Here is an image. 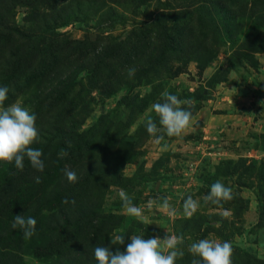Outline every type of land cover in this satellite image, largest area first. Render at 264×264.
Returning a JSON list of instances; mask_svg holds the SVG:
<instances>
[{"label":"rangeland","instance_id":"374dc122","mask_svg":"<svg viewBox=\"0 0 264 264\" xmlns=\"http://www.w3.org/2000/svg\"><path fill=\"white\" fill-rule=\"evenodd\" d=\"M100 1L105 6L103 15L74 17L58 28L63 37L94 38L104 33L124 37L141 17L139 8L124 1ZM177 1L184 6L191 38L197 37L200 26L205 28L203 38L209 40L213 50L207 62L201 58L207 44L185 58L169 52L167 61L155 60L149 79L139 80L140 69L153 60L147 52L141 56V64L133 68V76L126 71L120 77H113L112 82L103 81L91 89L87 108L82 101L73 111L67 100L51 103L44 99L45 95L53 94L51 91L38 97L31 88L16 91L4 86L12 73L15 56L13 52L2 55L0 42V86L9 89L4 107L20 104L37 117L39 136L30 147L43 153L44 170L35 169L34 176L42 174L48 188L46 196L52 199L74 184L67 179L65 168L74 171L78 181H84V202L89 212L88 207L84 212L78 210L84 217L90 215L84 226L96 225L97 219L101 222L97 227L103 233L95 240L97 246L109 247L114 253L117 249L123 252L133 235L148 239L157 235L163 238L168 233L183 237V243L177 247L184 256L178 257L176 264H192L193 259L202 264V258L189 251L190 245L201 239L231 242L232 256L243 255L244 264H264V220L262 226L258 225L260 206L264 203L261 197L264 192V25L254 15L263 11L242 15L234 12L242 19V30L237 38L224 34L216 43L212 40L213 31L216 33L223 26L227 3ZM17 10V22L24 24L27 8ZM251 27L262 29L257 50L244 42ZM181 38L180 35L177 41L181 42ZM13 44L10 41V46ZM83 72L85 75L86 71ZM133 83L136 86L131 89ZM165 91L191 101L182 107L190 110L193 118L190 127L179 137H168L162 130L157 135H163V140L158 143L148 133L146 121L151 117L162 129L151 105L162 103ZM137 95L149 100L142 111L131 116L133 102L125 103L124 99ZM62 148L68 155L60 158ZM13 162H0V179ZM217 181L232 189L237 197L233 202H222V206L205 203L204 198ZM121 190L142 210L141 217L127 214L119 196ZM189 195L200 204L191 218L183 213V202ZM165 197L175 209L174 215L155 205L149 208V201L158 205ZM201 217L205 219L199 227L190 225ZM117 234L125 236L123 245L111 243ZM39 240L42 239L36 235L30 238L20 262L60 264L56 262L57 255L44 260L34 255V248L41 244L34 243Z\"/></svg>","mask_w":264,"mask_h":264},{"label":"trees","instance_id":"16d2710c","mask_svg":"<svg viewBox=\"0 0 264 264\" xmlns=\"http://www.w3.org/2000/svg\"><path fill=\"white\" fill-rule=\"evenodd\" d=\"M115 1L136 6L141 12L140 19L134 22L126 36L104 33L94 38L86 35L81 39H72L63 37L58 28L74 17L84 18L86 14V18H93L99 13L103 15L106 11L102 1L0 0L2 55L13 52L15 56V63L11 66L12 73L4 86L8 85L16 91L31 88L38 97L51 91L53 94L45 95L44 99L47 98L51 103L67 100L74 111L82 101L87 108L86 99L90 96L91 89L103 81L112 82L113 77H120L135 68L137 63L141 64V56L147 52L153 60H149L148 65H143L140 69L139 80L149 79L155 60L167 61V53L185 58L191 52L201 51L205 44L208 45L209 40L203 38L206 31L202 26L198 29L197 37L191 38L187 30L189 20L183 14L184 6L177 0H131L130 3L127 0ZM217 1L214 0L216 3ZM225 2L228 12L224 16L227 17H224L223 26H217L216 33L213 31L212 40H216V43L224 34L237 38L242 30V19L234 12L242 15L263 11L254 15L256 21L264 25V0H220L219 3ZM19 7L27 8L23 15L24 24L17 22ZM240 9L243 10L242 13ZM180 35L181 42L177 41ZM261 37L262 29L251 27L244 42L257 50ZM10 41H14L13 46H10ZM212 52L208 45L201 55L202 62H207ZM253 64L256 65V61ZM83 71H86L85 75ZM135 86L136 83H133L131 89ZM148 100L147 97L137 95L125 97L124 102H133L130 111L132 116L142 111ZM82 150L84 153V149ZM23 164V170H20L13 162L12 168L0 179V264H22V255L28 250L26 246L30 238L25 239L23 230L19 227H12L17 214L33 217L37 222L34 235L42 240L34 243H41L33 250L35 256L44 260L53 259L57 255L56 262L60 264H98L94 250L97 246L95 240L103 233L97 226L102 224L97 219L96 225L85 224V227L84 220L89 219L90 215L84 217V213L80 214L78 210L84 212L88 207L89 212V206L84 202V181L77 180L50 199L46 196L48 188L43 183L42 174L38 176L41 182L36 183L35 168L28 159H24ZM261 197L264 200V192ZM65 198L70 202L62 203ZM236 198L233 196L231 202ZM72 200H75V204L71 203ZM260 212L258 225L262 226L264 203H261ZM234 213L240 215L236 210ZM204 219L198 218L195 222H190V225L199 227ZM244 262L243 255L232 256V264Z\"/></svg>","mask_w":264,"mask_h":264},{"label":"clouds","instance_id":"9594fccd","mask_svg":"<svg viewBox=\"0 0 264 264\" xmlns=\"http://www.w3.org/2000/svg\"><path fill=\"white\" fill-rule=\"evenodd\" d=\"M135 74L134 69L129 70V76ZM9 89L0 86V162L12 163L14 161L17 169L23 170V161L28 158L33 168L38 171L44 170V162L41 159L43 153L40 149L30 147L33 142L38 140V129L36 127V115L27 107L20 104H12L4 107ZM163 102H157L151 105L152 110L159 117V124L149 117L146 121L148 133L159 143L163 140V135H157L162 130L168 137H179L191 125L192 112L186 110L182 105H190L191 101L181 100L176 95L167 91L163 94ZM69 147H71L69 143ZM60 158L66 157L68 151L61 149L58 154ZM64 173L69 182H76L77 175L74 171L65 168ZM36 183H40V177L35 178ZM119 196L123 202L126 212L130 216L141 217L142 210L132 203L123 190ZM233 199V191L226 187L222 182H215L210 189V193L204 198L205 203H212L222 206V202ZM65 198L62 203H69ZM75 204V200L71 201ZM157 206L165 210L169 215L175 214V209L171 206L167 197L163 198L162 203L156 204L155 201H149V208ZM200 204L189 195L183 202V213L191 218L199 209ZM36 220L33 217H25L22 214L15 215L13 228L19 227L23 230L25 239L31 238L35 234ZM111 243L123 245L125 236L117 234ZM183 243L182 236L170 235L166 233L163 238L153 236L145 239L140 235L130 237V243L127 244L125 251L117 249L114 253L109 247L97 246L94 255L99 264H176L178 257H183L184 252L178 249V245ZM189 251L194 256L202 258L203 264H232L233 247L231 242H219L209 239H201L199 242L192 243ZM192 264H201L200 260L193 259Z\"/></svg>","mask_w":264,"mask_h":264}]
</instances>
